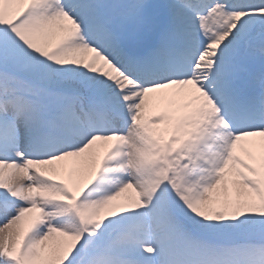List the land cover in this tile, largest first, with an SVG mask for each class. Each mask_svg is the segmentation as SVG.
Segmentation results:
<instances>
[{"label":"snow or ice","instance_id":"1","mask_svg":"<svg viewBox=\"0 0 264 264\" xmlns=\"http://www.w3.org/2000/svg\"><path fill=\"white\" fill-rule=\"evenodd\" d=\"M0 264H264V0H0Z\"/></svg>","mask_w":264,"mask_h":264},{"label":"rangeland","instance_id":"2","mask_svg":"<svg viewBox=\"0 0 264 264\" xmlns=\"http://www.w3.org/2000/svg\"><path fill=\"white\" fill-rule=\"evenodd\" d=\"M176 114L179 115V113ZM134 196H135V191L130 189L129 191L123 193L121 197H118L117 199L123 202L127 200L129 197H134Z\"/></svg>","mask_w":264,"mask_h":264},{"label":"bare ground","instance_id":"3","mask_svg":"<svg viewBox=\"0 0 264 264\" xmlns=\"http://www.w3.org/2000/svg\"><path fill=\"white\" fill-rule=\"evenodd\" d=\"M175 114V113H174ZM129 191V190H128Z\"/></svg>","mask_w":264,"mask_h":264}]
</instances>
